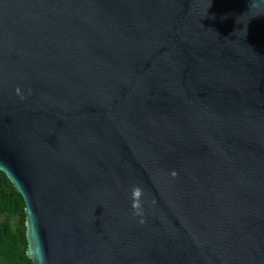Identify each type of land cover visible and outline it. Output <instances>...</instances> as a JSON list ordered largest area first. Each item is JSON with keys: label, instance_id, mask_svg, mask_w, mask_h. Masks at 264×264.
Here are the masks:
<instances>
[{"label": "water", "instance_id": "obj_1", "mask_svg": "<svg viewBox=\"0 0 264 264\" xmlns=\"http://www.w3.org/2000/svg\"><path fill=\"white\" fill-rule=\"evenodd\" d=\"M0 171L33 264H264V0H0Z\"/></svg>", "mask_w": 264, "mask_h": 264}, {"label": "trees", "instance_id": "obj_2", "mask_svg": "<svg viewBox=\"0 0 264 264\" xmlns=\"http://www.w3.org/2000/svg\"><path fill=\"white\" fill-rule=\"evenodd\" d=\"M0 264H33L27 257L26 216L23 198L0 171ZM17 218L13 224L11 219Z\"/></svg>", "mask_w": 264, "mask_h": 264}, {"label": "rangeland", "instance_id": "obj_3", "mask_svg": "<svg viewBox=\"0 0 264 264\" xmlns=\"http://www.w3.org/2000/svg\"><path fill=\"white\" fill-rule=\"evenodd\" d=\"M4 221H5V217L0 216V223H2V222H4ZM11 222H12L13 224H16V223L18 222V219H17V218H13V219H11Z\"/></svg>", "mask_w": 264, "mask_h": 264}, {"label": "clouds", "instance_id": "obj_4", "mask_svg": "<svg viewBox=\"0 0 264 264\" xmlns=\"http://www.w3.org/2000/svg\"><path fill=\"white\" fill-rule=\"evenodd\" d=\"M133 195L135 197H138L140 195L139 190H135L134 193H133ZM136 206L138 207V205H136Z\"/></svg>", "mask_w": 264, "mask_h": 264}]
</instances>
